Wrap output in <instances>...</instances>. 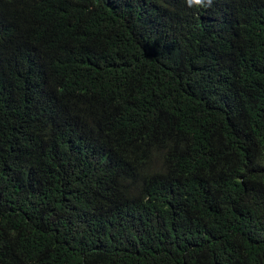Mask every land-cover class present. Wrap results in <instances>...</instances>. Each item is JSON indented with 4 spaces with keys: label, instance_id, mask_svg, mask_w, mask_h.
I'll return each mask as SVG.
<instances>
[{
    "label": "trees",
    "instance_id": "obj_1",
    "mask_svg": "<svg viewBox=\"0 0 264 264\" xmlns=\"http://www.w3.org/2000/svg\"><path fill=\"white\" fill-rule=\"evenodd\" d=\"M0 264H264V0H0Z\"/></svg>",
    "mask_w": 264,
    "mask_h": 264
},
{
    "label": "clouds",
    "instance_id": "obj_2",
    "mask_svg": "<svg viewBox=\"0 0 264 264\" xmlns=\"http://www.w3.org/2000/svg\"><path fill=\"white\" fill-rule=\"evenodd\" d=\"M191 2H194L196 5L204 8L211 7L212 5V0H191ZM189 6H191V3L189 4Z\"/></svg>",
    "mask_w": 264,
    "mask_h": 264
}]
</instances>
